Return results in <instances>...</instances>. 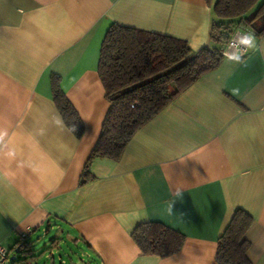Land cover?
<instances>
[{"label":"crops","instance_id":"obj_1","mask_svg":"<svg viewBox=\"0 0 264 264\" xmlns=\"http://www.w3.org/2000/svg\"><path fill=\"white\" fill-rule=\"evenodd\" d=\"M215 1L0 0L4 247L45 228L65 234L90 264H216L217 240L242 210L252 218L248 259L264 264V51H250L241 66L223 56L139 128L117 161L87 166L109 108L97 72L109 26L198 51L210 44ZM256 39L264 44V34ZM53 74L80 118V138L52 123ZM146 222L181 233V249L143 255L131 233Z\"/></svg>","mask_w":264,"mask_h":264},{"label":"trees","instance_id":"obj_2","mask_svg":"<svg viewBox=\"0 0 264 264\" xmlns=\"http://www.w3.org/2000/svg\"><path fill=\"white\" fill-rule=\"evenodd\" d=\"M212 11L210 44L198 51H192L186 41L175 37L117 24L109 26L97 64L109 108L87 166L96 158L117 161L139 128L201 76L219 66L223 51L240 25L251 26L256 36L264 34V19L258 26L254 23L264 17V0H216ZM50 85L64 125L80 138L82 123L61 91L59 76L51 75ZM251 224L247 213L235 211L217 240L216 264H251L246 238ZM131 238L143 255L161 258L178 252L184 242L181 233L157 222L138 224ZM17 248L20 253L30 252L27 243L18 242L14 250Z\"/></svg>","mask_w":264,"mask_h":264},{"label":"rangeland","instance_id":"obj_3","mask_svg":"<svg viewBox=\"0 0 264 264\" xmlns=\"http://www.w3.org/2000/svg\"><path fill=\"white\" fill-rule=\"evenodd\" d=\"M262 19L264 17L254 23L258 24ZM61 235L57 229L48 231L45 228L39 229L26 240L30 252L16 254L15 262L12 261L10 264H27L28 261L31 264H90L87 257L81 254V247L67 240L65 234ZM14 254L15 250L10 251V258Z\"/></svg>","mask_w":264,"mask_h":264},{"label":"clouds","instance_id":"obj_4","mask_svg":"<svg viewBox=\"0 0 264 264\" xmlns=\"http://www.w3.org/2000/svg\"><path fill=\"white\" fill-rule=\"evenodd\" d=\"M256 50L264 51V44L257 43L254 31L240 29L234 33V38L229 42L227 49L223 51V56L226 61L241 66L244 65L247 54ZM52 123L59 130H64V121L59 113L52 117ZM7 135L6 130H0V145L4 144ZM8 154L13 155L12 152Z\"/></svg>","mask_w":264,"mask_h":264},{"label":"built area","instance_id":"obj_5","mask_svg":"<svg viewBox=\"0 0 264 264\" xmlns=\"http://www.w3.org/2000/svg\"><path fill=\"white\" fill-rule=\"evenodd\" d=\"M12 261H13L12 258H10V250L4 247L0 242V264H10L12 263Z\"/></svg>","mask_w":264,"mask_h":264},{"label":"water","instance_id":"obj_6","mask_svg":"<svg viewBox=\"0 0 264 264\" xmlns=\"http://www.w3.org/2000/svg\"><path fill=\"white\" fill-rule=\"evenodd\" d=\"M18 253H20V250H19V248H17V249L15 250V255L12 257V260H14V259H15V257H16V254H18Z\"/></svg>","mask_w":264,"mask_h":264}]
</instances>
